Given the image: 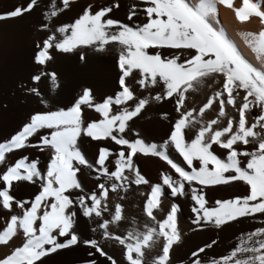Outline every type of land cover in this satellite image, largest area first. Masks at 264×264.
I'll return each mask as SVG.
<instances>
[{
	"label": "snow or ice",
	"instance_id": "1",
	"mask_svg": "<svg viewBox=\"0 0 264 264\" xmlns=\"http://www.w3.org/2000/svg\"><path fill=\"white\" fill-rule=\"evenodd\" d=\"M75 3L47 0L40 26L46 35L36 45L34 63L44 66L52 59L50 50L78 52L81 61L85 48L114 50L118 87L99 102L83 87L66 106H58L38 87L47 76L55 91L56 75L41 70L31 76L32 86L24 91L42 107L0 140V264H52L77 249L85 251L75 264H117L105 245L120 248L123 264H145L154 247L159 251L148 264H172L182 236L178 198L191 201L189 230L194 232H220L245 219L264 218V0H238V6L237 0H136L126 12L128 23L111 18L120 3L110 0L88 3L70 23L56 25ZM37 6L38 0H26L0 13V20ZM218 6L231 11L237 23L258 20V31L238 33L255 64L221 26ZM204 87L211 94L189 107V93ZM162 102L173 105L175 116L162 112L168 129L159 142H149L133 124L152 103ZM7 110V104L0 105V115ZM108 141L117 147L100 143ZM85 144L96 150L91 160ZM26 149L44 157L43 167L39 156L26 162ZM137 158H154L166 170L150 182ZM88 176L95 181L90 190L81 180ZM25 185L37 191L15 199L10 189ZM141 185L150 191L140 193L146 199L139 206L144 220L138 222L120 201ZM232 188L243 191L209 199L210 192ZM78 223L85 224V232L77 231ZM217 243L211 239L191 250L187 264H264V225L241 230L228 250L213 255Z\"/></svg>",
	"mask_w": 264,
	"mask_h": 264
},
{
	"label": "bare ground",
	"instance_id": "2",
	"mask_svg": "<svg viewBox=\"0 0 264 264\" xmlns=\"http://www.w3.org/2000/svg\"><path fill=\"white\" fill-rule=\"evenodd\" d=\"M110 0H76V3L70 6L69 10L63 12L58 19L54 21L56 25L70 23L79 13L80 9L88 4L93 5L107 4ZM136 0H119L120 7L113 10L110 14L111 18L123 23H128L126 20V12L132 3ZM26 3V0H0V13H4L16 6H21ZM47 0H38V6L35 10L24 14L21 17L13 19L0 20V105L7 104L8 110L3 115H0V140L12 134L17 130L20 123L26 116L41 108L36 97L26 93L24 89L32 86L31 76L39 74V71L53 72L57 78V86L55 91L51 89L49 78L42 77L38 84L39 90L46 99L56 100L58 106H66L76 94L83 88L88 87L92 90L94 99L99 102L106 95H114L116 88V79L118 70L115 68L114 59L116 52L110 50L106 53H96L84 49L86 56L85 61L79 59L77 53H56L51 51L52 59L47 61L44 66H38L34 63L33 57L36 51V45L42 41L46 32L41 29L43 23L41 12L45 8ZM238 6V0H237ZM219 21L221 26L226 31L229 38L235 43L238 50L250 63L255 64L253 54L245 46L239 36L242 31H258L260 28L257 19L253 18L249 22L240 24L234 19L233 14L228 9L218 6ZM211 94V89L204 87L202 90L189 93L187 101L188 106H199L204 102L207 95ZM147 95V93H145ZM23 101V102H22ZM115 107V106H113ZM86 113L96 116L95 113H90V110H85ZM162 112H167L170 116H175L173 105L168 102H162L157 105L152 103L143 116L136 120L133 127L145 136L149 142H159L165 135L168 129V121L160 118ZM212 113L209 112L208 116ZM207 118V117H206ZM109 148H116L111 141L106 144L100 142ZM84 151L91 160L96 154L93 146L83 145ZM217 149V154H219ZM23 155L31 159L40 157L41 167H43L44 157L34 152L31 149L23 151ZM174 155V154H173ZM19 154H17V158ZM141 173L150 182H156L160 171L166 170V165L154 158H137ZM174 175V174H173ZM86 190L93 188L95 181L91 176L81 177ZM126 200L120 201L125 209L127 216H134L138 222H142L144 217L140 211L141 202L146 199V196H141V192L150 191L149 186L141 185L139 187L132 186ZM15 199H28L36 191L37 188L31 185H25L16 189H10ZM242 188H232L226 191L210 192L209 199L213 197H229L233 194H241ZM111 195V194H110ZM111 203V200L109 201ZM179 212V229L181 231V242L178 246H174L175 250L171 253L172 264H179L180 260L185 259L186 255L194 250L197 246H202L205 242L211 239H217L218 243L211 250V254L219 255L228 250L233 241L234 236H238L241 230H249L257 226L264 225V218L257 217L256 219H245L240 223H234L231 227L225 228L223 231L216 232L213 230L190 231L189 199L178 198ZM168 206V200H165L164 207ZM159 216L160 214L157 213ZM4 223L0 220V225ZM77 231L83 233L86 231V226L83 223L75 225ZM127 227L125 222L119 231ZM142 228V223L138 224ZM105 250L108 251L117 261V264H123L120 248L113 245H105ZM84 249H77L66 255L57 257L52 264H75V261L84 253ZM158 247H154L152 251L146 252L145 264L152 255L157 254Z\"/></svg>",
	"mask_w": 264,
	"mask_h": 264
}]
</instances>
